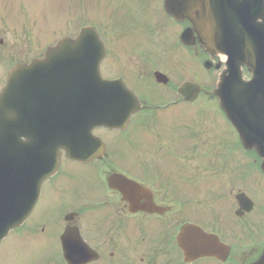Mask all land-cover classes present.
<instances>
[{
	"label": "flooded vegetation",
	"instance_id": "obj_1",
	"mask_svg": "<svg viewBox=\"0 0 264 264\" xmlns=\"http://www.w3.org/2000/svg\"><path fill=\"white\" fill-rule=\"evenodd\" d=\"M140 1L106 10L107 27L113 32L100 36L106 48L101 76L121 79L138 98L140 111L131 116L126 130L94 128L93 141L87 140L83 148H77L85 152L80 159L69 160L61 152L60 167L43 182L30 216L0 243V264H19L10 243L13 239L27 240V245L38 251V257L43 255L37 264H66L63 249L74 250L81 262L87 253L76 237L88 247L85 249L89 257L94 256L82 264H182L168 254L174 247L177 230L187 223L205 231L215 230L209 227L205 203L218 196L234 201L235 193H240L235 186L245 171L241 156L251 152L241 147L217 100L210 95L199 100L203 92L213 89L211 86L199 85L203 92L192 102L179 95V87L187 81L175 83L176 57L162 49L160 43L167 38L174 52L176 49L187 61L194 60L202 66L210 61L213 68L224 60L207 53L192 29L195 44L186 47L180 42V34L191 25L168 16L166 0ZM41 17L43 23V14ZM17 19L23 26L32 22L33 0H0V91L14 67L40 59L48 47L47 36L44 42L43 36L35 40L40 44L35 50L30 37L18 36L10 26ZM212 71L207 72L208 80L210 74L217 76ZM156 72L166 76L168 82L157 83ZM198 100L202 108L193 112L192 103ZM206 111L213 112L211 119ZM255 164L253 160L250 165ZM118 176L125 179L121 185L131 193L134 212L109 187L110 180ZM191 205L206 209L201 220L192 221L187 213ZM155 208L158 213L150 211ZM235 212L231 208L234 217ZM50 213L60 218L51 226ZM226 214V229H232L230 207ZM66 217H70L67 222ZM105 219H111L112 224L106 225ZM256 223L252 217L245 228L253 229ZM21 254H29V249Z\"/></svg>",
	"mask_w": 264,
	"mask_h": 264
},
{
	"label": "water",
	"instance_id": "obj_2",
	"mask_svg": "<svg viewBox=\"0 0 264 264\" xmlns=\"http://www.w3.org/2000/svg\"><path fill=\"white\" fill-rule=\"evenodd\" d=\"M166 4L170 14L191 22L206 51L226 55V69L212 95L220 101L244 148L256 151L264 170V0H167ZM182 42L191 44L188 36H182ZM102 54L96 32L84 28L76 40L64 39L50 48L43 60L12 71L0 93V240L27 217L40 181L57 169L61 149L67 150L95 126L118 124L114 115L128 117L129 93L100 77ZM242 67L250 73L249 81L243 79ZM19 74L20 87L16 86ZM97 91L112 92L113 100L102 103L106 97L96 98ZM199 91L186 84L180 94L193 100ZM20 118L29 125L25 127ZM14 125L17 128L12 130ZM31 149L44 155L39 176L29 159ZM31 187L34 192L28 190ZM237 201L243 205L241 196ZM177 242L187 260L227 256L228 249L215 236L192 226L182 228ZM256 264H264V254Z\"/></svg>",
	"mask_w": 264,
	"mask_h": 264
},
{
	"label": "rangeland",
	"instance_id": "obj_3",
	"mask_svg": "<svg viewBox=\"0 0 264 264\" xmlns=\"http://www.w3.org/2000/svg\"><path fill=\"white\" fill-rule=\"evenodd\" d=\"M39 2L38 4H33V19L32 22H28L23 26L21 23L22 21L17 19L16 23L13 22V25H10L11 27L15 28V30L18 33V36L25 38L24 34H26V37H30L32 40L34 46V50L36 48L40 47V44L36 43L35 40L44 37L43 42L46 40L45 36H48L47 38V44L51 45L55 40L59 39V36H62V34L70 35V34H76L80 28L78 23H87L88 18L91 20L95 19L96 17L99 19V22H94L101 30L103 35L109 36V33L107 30L109 27H107V21L106 17L109 16V14L104 13L101 14L102 11L106 8L107 10H110L114 7L120 8V6L123 3H126L124 0H37ZM134 1V0H133ZM139 1V0H138ZM34 2V0H33ZM140 2V1H139ZM35 3V2H34ZM138 3V2H137ZM139 4V3H138ZM38 6H42L44 14H46L47 20L42 23V17H41V10ZM90 11L93 13L90 14ZM78 17V20L76 21V24L74 23L75 18ZM2 26L0 25V29ZM168 39L166 38L163 42L160 43L161 48L165 50H169L171 54L176 57V67L177 68V77L175 79V83L177 84L180 79H184L186 81H193L194 83H201V84H207L211 83V78L208 81L206 73L201 69L200 65H197V63L194 60L187 61L181 53L179 54L178 51L171 47L168 43ZM112 46V43H110ZM183 80V81H184ZM209 82V83H208ZM202 105V103H200ZM194 104L191 108L192 111L195 112ZM209 111V110H208ZM205 112V115L208 116V118L211 119L213 117V112ZM241 162L244 164L246 163L245 159H241ZM65 183V182H64ZM247 185L251 188V190L248 192V195L251 197L253 202L257 205L260 203L261 206L264 207V178L260 179L257 176H252L247 179ZM252 188L255 190L252 192ZM231 204V202H230ZM229 201L227 199H224V201H211L207 203L206 205L209 206V221H213L216 224H220V227L223 229H226V209L230 207ZM222 206V209H221ZM195 207V206H194ZM192 205L188 206L189 215L193 218V222H196L198 220L202 219V216L205 215L206 209L200 210L199 208H194ZM232 207V204H231ZM208 210V209H207ZM41 212V210H40ZM40 215V214H39ZM230 216L232 218L231 212ZM264 216V215H263ZM233 219V218H232ZM60 218L55 217L53 213H50L49 215V224L50 226L58 222ZM106 225H111L112 220L111 219H105ZM261 226L257 227L253 233L250 234V237H244L241 238L237 237V235L242 234L245 229H242L240 226V231L236 234V239L232 241L233 248L235 250V254L241 258V264H243L244 261L251 258L253 255L251 254L252 250L254 248H257L259 245L256 241H262L264 240V222L260 224ZM218 234L219 238L222 242L231 244V241L228 240L226 235H229L231 233H227L226 230L222 232H216ZM11 247L14 251V258L16 262H19V264H37L40 263L42 260L43 255L39 256L37 255L38 251L28 246V241L23 240H11ZM258 244V245H257ZM27 249H29V254L22 255L21 252L25 251L27 253ZM52 251L55 253V250L52 249ZM14 260V261H15ZM233 257L229 261L230 264H233L232 262ZM204 261V264H216L215 262L211 260H202ZM1 262H3V259L1 258ZM11 263H14L11 259ZM198 263H202L199 261ZM197 263V264H198Z\"/></svg>",
	"mask_w": 264,
	"mask_h": 264
}]
</instances>
